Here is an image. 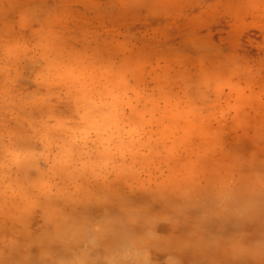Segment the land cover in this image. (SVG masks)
<instances>
[{
  "label": "rangeland",
  "instance_id": "1",
  "mask_svg": "<svg viewBox=\"0 0 264 264\" xmlns=\"http://www.w3.org/2000/svg\"><path fill=\"white\" fill-rule=\"evenodd\" d=\"M171 13L134 16L119 0H5L0 131L19 133L28 129L24 117L48 115L40 98L64 95L63 84L42 75L50 69L73 82L118 77L136 111L106 178L86 173L67 182L62 196L0 201L5 264L75 259L96 226L89 264L111 255L109 228L148 239L152 264L170 257L185 264L190 249L209 264H243L229 245L249 233L264 236L259 198L246 203L234 192L240 165L258 171L264 160V89L254 76L213 81L197 71L205 53L264 54V27L256 14L235 18L214 0H183ZM51 99L54 114L73 112L70 97Z\"/></svg>",
  "mask_w": 264,
  "mask_h": 264
},
{
  "label": "clouds",
  "instance_id": "2",
  "mask_svg": "<svg viewBox=\"0 0 264 264\" xmlns=\"http://www.w3.org/2000/svg\"><path fill=\"white\" fill-rule=\"evenodd\" d=\"M183 0H119L126 12L134 16H169L171 9ZM5 0H0V11ZM222 6L224 14L247 19L256 14L259 26L264 27V0H214ZM238 25L234 24L235 31ZM264 49V45L260 46ZM201 77L216 79L247 78L254 76L264 89V54L257 57L241 56L232 51L209 58L205 53L198 61ZM44 78L49 84H63L60 92L41 97L40 104L49 106L46 117H24L28 129L5 134L0 131V201L7 197L23 202L40 197L62 196L66 183L74 182L86 173L104 175L115 170L117 154L123 131L136 115L132 97L118 77L104 74L81 76L75 82L67 79V73L52 71ZM58 100L70 97L74 109L70 115L54 114L52 96ZM257 171L250 162L238 168L234 192L246 203L258 199L264 210V160ZM0 203V209L3 208ZM242 214V213H241ZM116 236L111 255L105 264H152L149 259V240L129 235L123 230L109 228ZM100 228L90 230L83 254L75 259H59L55 264H89L86 254L89 245L95 247L100 238ZM236 258L243 264H264V236L252 234L238 237L229 245ZM0 250V264H5ZM48 255V253H44ZM167 264H181L170 257Z\"/></svg>",
  "mask_w": 264,
  "mask_h": 264
},
{
  "label": "crops",
  "instance_id": "3",
  "mask_svg": "<svg viewBox=\"0 0 264 264\" xmlns=\"http://www.w3.org/2000/svg\"><path fill=\"white\" fill-rule=\"evenodd\" d=\"M186 255V259H185V264H209L210 260H212L211 258H204L202 256H199V253L194 250V249H190L189 251H187ZM106 259H104L103 261H100L99 264H105ZM159 264V263H158Z\"/></svg>",
  "mask_w": 264,
  "mask_h": 264
}]
</instances>
